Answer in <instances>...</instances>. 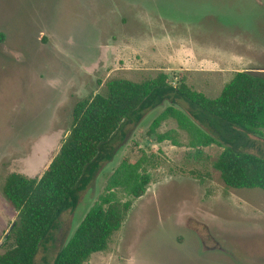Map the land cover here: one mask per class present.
<instances>
[{
  "label": "rangeland",
  "instance_id": "374dc122",
  "mask_svg": "<svg viewBox=\"0 0 264 264\" xmlns=\"http://www.w3.org/2000/svg\"><path fill=\"white\" fill-rule=\"evenodd\" d=\"M237 71L264 77V0H0V253L15 245L19 222L6 177L42 174L78 100L104 93L113 78L161 72L214 98ZM163 109L149 112L78 208L61 215L36 264H53L109 175L142 153L151 158L146 191L119 192L128 214L86 264H264V190L225 183L214 166L222 146L189 147L183 130L182 146L159 142L149 128ZM172 128L169 118L158 131ZM241 147L264 156V129Z\"/></svg>",
  "mask_w": 264,
  "mask_h": 264
},
{
  "label": "trees",
  "instance_id": "16d2710c",
  "mask_svg": "<svg viewBox=\"0 0 264 264\" xmlns=\"http://www.w3.org/2000/svg\"><path fill=\"white\" fill-rule=\"evenodd\" d=\"M177 99L187 102L190 109L179 107ZM159 107L164 109L149 128L159 142L170 140L182 146L178 130H183L189 147L222 146L225 151L214 166L225 183L264 190V156L241 147L247 134L264 129L263 76L237 71L214 98L184 81L174 84L164 72L140 81L113 78L104 93L76 102L70 131L40 176L11 172L6 177L3 192L18 211L19 222L13 227L15 245L0 253V264H36L37 254L61 215L78 208L81 194L94 185L103 167L126 146L149 112ZM169 118L177 122V128L158 131ZM150 160L142 153L121 161L53 264H86L94 253L108 248L130 209L119 192L141 196L146 191Z\"/></svg>",
  "mask_w": 264,
  "mask_h": 264
}]
</instances>
